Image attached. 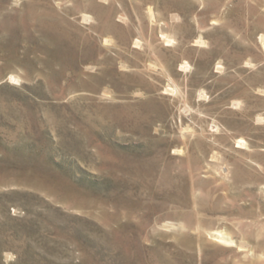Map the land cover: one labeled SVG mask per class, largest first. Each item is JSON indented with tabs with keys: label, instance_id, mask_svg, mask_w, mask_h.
<instances>
[{
	"label": "rangeland",
	"instance_id": "obj_1",
	"mask_svg": "<svg viewBox=\"0 0 264 264\" xmlns=\"http://www.w3.org/2000/svg\"><path fill=\"white\" fill-rule=\"evenodd\" d=\"M0 264H264V0H0Z\"/></svg>",
	"mask_w": 264,
	"mask_h": 264
}]
</instances>
